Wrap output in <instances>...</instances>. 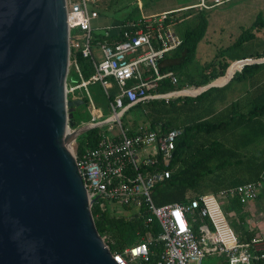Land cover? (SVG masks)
Here are the masks:
<instances>
[{"label":"built area","instance_id":"obj_1","mask_svg":"<svg viewBox=\"0 0 264 264\" xmlns=\"http://www.w3.org/2000/svg\"><path fill=\"white\" fill-rule=\"evenodd\" d=\"M208 1L211 5L199 0L195 6L208 8L229 0ZM65 6L67 73L68 68L72 67L79 78L76 84L65 79L66 99L70 100L69 95L80 87L87 94L86 85L98 82L108 98L111 110L104 123H111L108 130L115 124L119 129L113 136L99 131L96 145L85 149L78 156L72 151L86 197L92 202L100 200L114 214H146L145 223L155 219L159 226L155 236L147 232L137 243L111 253L114 261L117 264H201L203 256L212 252L223 254L226 264H252L254 260H264V239L253 236L249 241H239L222 212L219 200L221 197H237L243 205L255 200L264 179V171L255 181L229 186L217 193H202L192 197L186 204L172 202L155 205L151 191L169 176L164 165L172 158L175 138L180 134V129L171 128L160 133L138 126L133 134H129L128 128L122 127L121 117L127 108L135 104L157 98L167 101L197 92L198 87L192 86L168 92L154 91L163 78H168L171 84L176 83L171 71L160 72L164 54L180 43L173 29L174 21L166 20L169 11L141 14L138 22L126 21L121 39L102 42L93 47L100 54L97 59L91 47L90 35L91 22L98 17L97 11L88 6L87 0H65ZM135 25L137 27L134 29ZM107 28L103 30L105 35H108ZM71 29L77 30L79 34L70 36ZM76 53L91 62L92 73L87 78H83L80 73L75 60ZM240 67L237 66L236 71ZM90 114L91 119L87 123L98 122L96 120L101 117L93 106ZM154 165L161 166L155 168ZM117 206L122 209V213L116 212ZM194 211L199 218L205 219L197 225V232L192 229L195 217L190 220L187 217L188 213ZM155 244L159 249H150Z\"/></svg>","mask_w":264,"mask_h":264},{"label":"water","instance_id":"obj_2","mask_svg":"<svg viewBox=\"0 0 264 264\" xmlns=\"http://www.w3.org/2000/svg\"><path fill=\"white\" fill-rule=\"evenodd\" d=\"M67 40L65 0H0V264H117L69 149L105 120L72 128Z\"/></svg>","mask_w":264,"mask_h":264},{"label":"trees","instance_id":"obj_3","mask_svg":"<svg viewBox=\"0 0 264 264\" xmlns=\"http://www.w3.org/2000/svg\"><path fill=\"white\" fill-rule=\"evenodd\" d=\"M205 1L207 5H211L210 1ZM230 1L232 0L227 2ZM197 2L198 0H108L104 8L93 7V9L100 16L106 13V9H113V6H115L113 12L122 11L123 14L118 19V30L116 33L105 35L102 30L92 29L91 47L102 42L121 39L125 22H138L140 14L170 11L166 20L174 21L173 29L180 38V43L164 54L160 72L171 71L176 77V83L171 84L168 78H163L154 89L157 92L180 90L188 85L194 88L204 86L216 78H226L235 64L233 63L223 76L231 62L241 59H258L264 56V46L258 50L251 44L258 40L257 34L264 31V16H262L264 13L258 12L248 23L237 25L238 32L228 43L216 45L209 60L197 61V45L206 36L210 26L209 9L214 7L194 6ZM136 27L135 25L134 29ZM220 30L223 28L221 27ZM226 53H228L227 57ZM75 60L82 77L87 78L92 73L90 60L79 53L75 54ZM262 64L264 62L241 65L240 69L234 71L227 82L220 87L209 86L195 95L177 96L167 101L161 98L152 99L126 109L124 113L135 110L136 114L143 116L146 120L143 130L163 133L171 128L180 129V134L175 138L172 158L168 164L164 165V168L169 171V176L156 184L151 191V198L155 205L172 202L186 204L188 200L199 194L217 193L220 189L259 178L260 173L264 171V156L257 160L243 157L244 154L237 151L236 143L224 145L218 141V138L219 133L229 134L238 127L250 123L256 117H263L264 99L261 101L256 99L249 104V108L242 110L236 100L229 102L225 95L218 93H221L234 80L248 79ZM226 79L214 84H222ZM223 103L228 105V114L218 118L215 116L217 107ZM137 127L138 125L132 119L128 133L133 134ZM99 130L97 126L81 133V139L75 144L76 156L96 145ZM204 135L213 137L210 144L203 143ZM209 161L213 162L208 165ZM160 166L154 165L155 168ZM228 168L240 175L239 181L222 183L218 180L219 176L215 175ZM217 182L220 185H217ZM204 185L209 186L210 189L202 190ZM231 205L233 209H239L242 206L237 197H233ZM90 213L97 233L111 253L120 252L125 246L137 243L147 232L155 236L159 231L155 219L149 223L143 221L146 214L143 216L114 214L109 212L100 200L92 202ZM187 217L189 220L195 217L192 221L194 232H197V225L205 221L204 218L197 216L196 211L188 213ZM253 234V231L243 230L237 238L241 242L249 241ZM150 249L157 250L159 246L155 244L150 246ZM252 264H264V260H254Z\"/></svg>","mask_w":264,"mask_h":264},{"label":"rangeland","instance_id":"obj_4","mask_svg":"<svg viewBox=\"0 0 264 264\" xmlns=\"http://www.w3.org/2000/svg\"><path fill=\"white\" fill-rule=\"evenodd\" d=\"M107 3L108 0H87L88 6L92 8L95 7L96 9L104 8ZM112 8L115 9V6H113ZM113 9H106V13L103 14V16L101 17L100 15H98V17L99 19H102L105 22H109V27L114 31L117 28L118 19L121 14H123V12L120 11L115 13L113 12ZM258 12L264 13V0H232L230 2L216 5L209 9L210 26L207 29L205 38L201 40L197 45V61L202 62L204 60H209L214 53V47L216 45L219 46L228 43L232 39V37L238 32L237 25L239 23H248L254 17L255 13ZM262 16H264V14ZM221 27L223 28V30H220ZM98 30L101 31V29L99 28ZM69 33L70 36H72V34L74 33L79 34V32H77V30L75 29H71ZM257 39L258 40L253 41L251 44H253L255 48L257 47L256 49L260 50L264 46V31H262V33L257 34ZM94 51L96 58L98 59L100 54L96 50ZM227 55L228 53H226V57ZM228 58L230 60L229 56ZM234 70L236 71L237 69ZM259 72L261 74L264 73V64L259 67ZM218 79H220V77L216 78V80ZM67 80H69V83L72 84H76L79 81L78 75L75 73L72 67L68 68ZM247 82L248 81L246 80H234L230 82L227 87L221 91V93L218 94L225 95L226 100L229 102L235 101L238 98L241 89L247 87ZM186 87L191 86L188 85L184 86L183 88ZM86 90L87 94L83 87L76 88L73 94L69 95L70 100H75L78 102L77 105L73 106L72 110L71 120L74 123L72 128L78 127L90 121V108L92 106L95 107L101 114V117L98 118L96 121L105 120L111 113V110L108 105V98L103 92L98 82L87 84ZM239 105L242 106L241 103ZM227 107L228 105H225V103L218 106L215 116L218 118L225 117L228 114L229 110V108ZM243 107H245L244 109H247V107L249 108V105L242 106V108ZM132 119H134L135 124H137L138 126H144V124H146V120L143 118L142 115H138L136 114L135 110H131L129 112L124 113V115L121 117L122 127L129 128V124L131 123ZM109 123L110 122H105L99 125V131H104L106 135L113 136L119 132V129L115 124L113 125L112 129L108 130ZM80 135L81 134L76 136L74 141H69L70 151H74L75 144L81 139ZM203 137L204 138H202V140L204 144H210L209 142L211 138H213L207 135H204ZM218 141L224 145H232L236 143L237 151H239L241 154H244L242 155L243 157L257 160V157L261 158L264 156V130H255L254 128H252L251 122L244 124L239 128L235 129L233 132L226 134V136L219 138ZM212 162L213 161H209L208 165ZM215 176H219L218 180H221L222 183L235 182L240 180V175L233 172V169L230 168L223 172L217 173V175ZM218 184L220 185V183L217 182V185ZM204 189L205 191H208L210 187L204 185L202 186V190ZM232 199L233 197L219 198L220 207L228 221V224L232 229H235V227L244 229L245 225L238 221V215L236 214L235 210H233V206L231 205ZM116 208L117 213L123 212L122 209H120L118 206Z\"/></svg>","mask_w":264,"mask_h":264},{"label":"crops","instance_id":"obj_5","mask_svg":"<svg viewBox=\"0 0 264 264\" xmlns=\"http://www.w3.org/2000/svg\"><path fill=\"white\" fill-rule=\"evenodd\" d=\"M90 8L93 9L92 7H90ZM161 12H163V11H161ZM157 13H159V12H157ZM150 14H152V13H150ZM140 16H141V14H140ZM91 25H92V29H98L99 28L102 31L106 27H108L107 28L108 34L117 32L116 30L113 31L109 27V22H105L104 20L99 19V17L97 19L92 20ZM117 27H118V24H117ZM262 62H264V60ZM235 64L233 65L234 69H235V67L238 66L239 63H235ZM228 77H226V78H228ZM226 78L218 79V81L215 83L222 82ZM246 81H248L247 87L241 89V91L238 95V98L236 99L237 102H239V104L241 103L242 106H246V105H249L250 103H252L256 99H257V101L263 100L264 99V73L261 74L259 72V68H258L248 79H246ZM225 83L217 84V86L220 87ZM244 95H246V96H244ZM242 106H240V108L242 110H246V109H244L245 107L242 108ZM251 123H252V128H254L255 130H257V131L258 130L259 131L264 130V116L263 117H256L254 120L251 121ZM223 136H226V133H224V134L219 133V138H222ZM257 158H259V157H257ZM243 176H245V175H243ZM233 210H235L236 214L238 215V218H239L238 221L245 225L244 229H240L237 227H235V229H233V231L235 232L237 237L241 234V232L243 230H247V231H253L254 232L252 237L258 236V237L264 239V179L261 181V185L258 188L255 200L249 201L244 205L242 204V206L239 209H233ZM201 264H226V258L221 253H216V252L207 253L203 256V258L201 260Z\"/></svg>","mask_w":264,"mask_h":264},{"label":"bare ground","instance_id":"obj_6","mask_svg":"<svg viewBox=\"0 0 264 264\" xmlns=\"http://www.w3.org/2000/svg\"><path fill=\"white\" fill-rule=\"evenodd\" d=\"M235 65H236V64H235ZM233 69H234V67L232 66L231 72H230L226 77H228V76L233 72ZM217 81H218V80H215L214 83L217 82Z\"/></svg>","mask_w":264,"mask_h":264}]
</instances>
